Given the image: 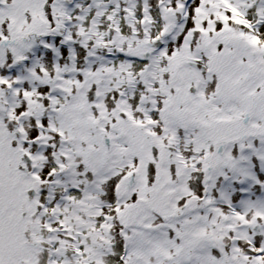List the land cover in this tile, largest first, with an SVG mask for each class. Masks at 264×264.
Masks as SVG:
<instances>
[{"label": "snow or ice", "instance_id": "6c2138e0", "mask_svg": "<svg viewBox=\"0 0 264 264\" xmlns=\"http://www.w3.org/2000/svg\"><path fill=\"white\" fill-rule=\"evenodd\" d=\"M0 264H264V0H0Z\"/></svg>", "mask_w": 264, "mask_h": 264}]
</instances>
